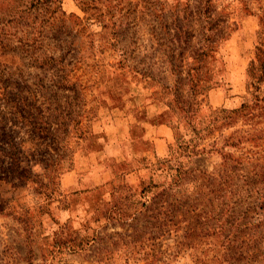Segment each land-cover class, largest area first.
<instances>
[{"label":"rangeland","instance_id":"1","mask_svg":"<svg viewBox=\"0 0 264 264\" xmlns=\"http://www.w3.org/2000/svg\"><path fill=\"white\" fill-rule=\"evenodd\" d=\"M0 264H264V0H0Z\"/></svg>","mask_w":264,"mask_h":264},{"label":"trees","instance_id":"2","mask_svg":"<svg viewBox=\"0 0 264 264\" xmlns=\"http://www.w3.org/2000/svg\"><path fill=\"white\" fill-rule=\"evenodd\" d=\"M20 177H21V175H19ZM23 178H24V176H23Z\"/></svg>","mask_w":264,"mask_h":264}]
</instances>
